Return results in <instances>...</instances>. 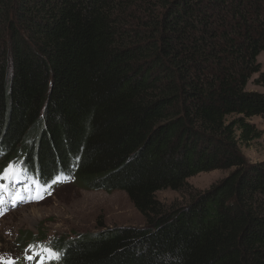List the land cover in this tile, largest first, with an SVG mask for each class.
<instances>
[{
  "label": "trees",
  "instance_id": "16d2710c",
  "mask_svg": "<svg viewBox=\"0 0 264 264\" xmlns=\"http://www.w3.org/2000/svg\"><path fill=\"white\" fill-rule=\"evenodd\" d=\"M263 51L264 0H0V171L22 167L27 196L122 191L144 219L55 238L46 263L264 264V161L239 148L264 134Z\"/></svg>",
  "mask_w": 264,
  "mask_h": 264
},
{
  "label": "rangeland",
  "instance_id": "374dc122",
  "mask_svg": "<svg viewBox=\"0 0 264 264\" xmlns=\"http://www.w3.org/2000/svg\"><path fill=\"white\" fill-rule=\"evenodd\" d=\"M257 60L264 71V51ZM255 77L256 75L251 78L246 90L264 93V87L253 84ZM230 120L231 118L228 119ZM250 122L258 129H264L259 118H253ZM239 148L247 163L263 162L264 134L262 139ZM4 166L7 167L5 164ZM233 170L234 168L197 174L186 180L187 186L183 191H159L155 195L156 199L167 208L184 206L194 195L216 185ZM8 184L12 189L16 188V183ZM36 190L44 192L42 199L32 200L29 197L17 203L8 202L5 191L0 192V200L3 201L0 203V260L4 264L9 260L15 264H32L26 257L35 256L41 246L48 247L53 239L94 233L100 231V225L104 228L144 226L143 217L122 191H88L72 178L52 186L31 188V192ZM39 259L40 257L35 256L33 264Z\"/></svg>",
  "mask_w": 264,
  "mask_h": 264
},
{
  "label": "snow or ice",
  "instance_id": "6c2138e0",
  "mask_svg": "<svg viewBox=\"0 0 264 264\" xmlns=\"http://www.w3.org/2000/svg\"><path fill=\"white\" fill-rule=\"evenodd\" d=\"M25 171L22 167L19 165L10 162L9 165L4 168L2 171H0V181L4 182H16L17 180L21 179L22 173ZM61 181L55 180L54 183H60ZM33 185H37L38 187H43V185H39L38 181L33 180L32 181ZM7 190V184L6 183H0V192L6 191ZM47 191V189L45 190ZM48 194H51L48 192ZM29 196L30 199L32 200H39L42 199L44 196V192L36 191V192H31L29 190ZM20 199H23L22 197ZM0 203H3L2 200H0ZM35 247V246H33ZM35 256H39L40 259L36 262V264H46V261L48 260H56L59 261L61 256L60 253L54 252L51 248L49 247H40V251L35 254ZM35 256H27L26 259L29 260H34ZM0 264H4L2 260H0ZM6 264H15L14 261L9 260L6 262Z\"/></svg>",
  "mask_w": 264,
  "mask_h": 264
},
{
  "label": "bare ground",
  "instance_id": "6f19581e",
  "mask_svg": "<svg viewBox=\"0 0 264 264\" xmlns=\"http://www.w3.org/2000/svg\"><path fill=\"white\" fill-rule=\"evenodd\" d=\"M8 200H10V198H7Z\"/></svg>",
  "mask_w": 264,
  "mask_h": 264
}]
</instances>
